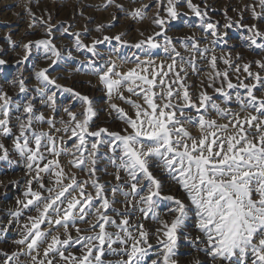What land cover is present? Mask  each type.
Returning a JSON list of instances; mask_svg holds the SVG:
<instances>
[{"label":"snow or ice","instance_id":"obj_1","mask_svg":"<svg viewBox=\"0 0 264 264\" xmlns=\"http://www.w3.org/2000/svg\"><path fill=\"white\" fill-rule=\"evenodd\" d=\"M185 2L201 19L200 27L205 34L215 38L211 41L213 45L224 40L227 33L221 34L216 24L204 22L207 12L192 0ZM155 3L159 6L164 0H155ZM178 3L179 0H167V17H161L157 11L152 21L160 31L135 44L122 40L126 33L104 36L102 40H93L91 45L82 43L80 33H71L77 50L86 49L103 61L97 65L89 60L83 70L98 77L109 100L115 95L135 110L134 116H130L117 104L110 103L115 118L126 125L121 131H110L105 127L91 130L98 115L93 100L63 87L57 82L58 78L50 74L49 69L65 59L51 39L23 45L25 60L35 47L37 50L42 48L45 57L51 61L48 67L35 73L39 82L35 91L41 103L54 108L57 90H62L72 93L81 102L83 111L79 118L76 113L64 109L69 121L63 131H70L71 137L76 138L72 150H68L58 146L57 138L50 132L36 127L44 122L54 127V120H45L44 115L36 114L35 98L27 95L29 89L23 79L17 82L19 93L25 94L22 99H14L0 90V134L14 137V150L25 158L29 173H35L27 181L24 199H17V205L37 213L27 217L20 239L15 241L21 250L11 254L0 252L3 256L0 264H18L25 249L32 264H144L153 245L149 243V232L144 224L131 222V217L137 213L160 225L155 233L159 246L157 258L151 264H177L175 257L180 236L210 257L212 264H264V95H256L258 91L264 93V76L250 71L251 64L246 63L243 71L253 83L240 81L234 84L227 71L216 70L217 57L212 54L209 63L215 75L208 87L223 100L218 103L206 90H201L194 100L190 86L185 83L187 71L188 68L197 71V57L204 58L210 49L201 48L199 41L186 37L180 43L188 55L177 50L173 38L166 34L165 26L180 15ZM113 4L124 10L115 0H107L105 7ZM257 7L260 12L256 11ZM147 8L148 5H143L128 15L132 19H143ZM251 11L253 19L264 20V0H257ZM103 27L98 25L96 31ZM224 27H232L231 21ZM243 27L250 33L248 45L264 51V31L257 24ZM68 32V28L63 29V33ZM47 35H52L51 25ZM140 35L143 36V32ZM158 38H162L163 43ZM113 40L118 47L140 50L145 58L141 59L136 53L123 56L113 48L112 52L123 63L134 64L127 71L118 70L114 60H104L97 50V45ZM158 49L163 50L170 62H156L154 56ZM71 55L68 50L67 56ZM222 59L224 64L230 65V58ZM4 63L0 59V65ZM254 63L264 71V59ZM236 71H240V66ZM221 77L222 83L215 87V79ZM122 89L142 98L147 107L125 97ZM233 103L238 106L235 110L229 106ZM211 113L227 122H218ZM13 118L18 133H13L10 126ZM190 128L197 129L199 135H193ZM64 143L61 138L60 144ZM102 148L107 151L101 152ZM0 152V160L9 158V149L3 143H0ZM62 155H71L70 165L87 173L88 179L79 180L75 173H66L59 160ZM49 156L53 158L48 159ZM102 162H105L103 169L99 167ZM108 166L116 170L115 185L101 183L97 176L99 171L107 174ZM154 170L177 185L184 192V199L164 194L163 180ZM42 174L52 178V186L44 182ZM34 182L38 190L33 189ZM89 187L94 194L87 190ZM118 195L123 197L122 201L117 200ZM162 201L170 202L167 212L174 214L170 223L161 219L157 211ZM117 203L123 205L122 209L114 207ZM10 214L18 218L21 209ZM189 219H194V227L203 239L201 236L191 239L184 231ZM81 223L88 227L81 229ZM70 228L75 230V237ZM200 244L204 247H198ZM41 245H44L43 258L38 259ZM76 245H79V255L69 251ZM108 255L118 259L107 260ZM195 264H201V261L197 260Z\"/></svg>","mask_w":264,"mask_h":264},{"label":"rangeland","instance_id":"obj_2","mask_svg":"<svg viewBox=\"0 0 264 264\" xmlns=\"http://www.w3.org/2000/svg\"><path fill=\"white\" fill-rule=\"evenodd\" d=\"M167 0H164L162 5H157L155 0H115L116 4L123 5L121 10L114 4L105 7L107 0H0V59L5 63L0 65V90L7 92L14 99H22L25 94L19 93L18 81L23 79L26 87L29 89L27 95L34 97V106L37 115H44L45 120L52 118L54 127L49 126L46 122L37 124L39 130L50 132L57 138V145L72 150L75 137H71V132L65 133L63 129L69 121L65 108L79 114L83 111V106L72 93L57 90L55 97V106H49L46 103H41L39 94L35 91L39 86V82L35 78V73L41 68H46L51 63L45 57L43 49L37 50L32 48L31 54L25 60L24 44L32 41L35 42L41 39H51L57 48L64 54L65 59L58 62L57 66L49 69L52 77L58 78L57 82L65 88H71L76 92H80L89 96L93 100L94 108L98 115L94 118V123L91 130H96L99 127L108 128L110 131H121L126 125L119 119L115 118V113L110 108V103H115L123 108L130 116H134L135 110L130 104L120 100L115 95L109 100L106 95V90L99 83L97 76L87 73L83 70V65L89 60L94 61L97 65L103 61L97 57H93L86 49L77 50L75 46V37L71 33H80L81 41L84 44L91 45L93 40H102L104 36H115L120 33H126L122 40L128 44H135L141 39L160 31L153 24V19L157 11L161 17H167L165 11ZM198 5L202 11L207 12L204 17V22H211L217 25L221 34L227 33L224 40L217 41L215 45L211 43L215 38L210 34L206 35L200 27L201 19L197 17L187 7L185 0H179L177 11L180 13L178 18L170 21L165 26L166 34L173 38L177 50L182 55L187 56L188 53L181 46L180 41L186 37H193L200 42V47H208L209 53L204 58L197 57V71L188 68L187 78L185 83L189 85V91L195 100L201 90H206L209 95L220 103L223 97H220L214 92L212 87H208L209 83L214 78V70L209 61L212 54L217 57L216 70L220 72H228V77L234 84L253 83L252 79L243 71V65L251 64L250 71L253 73L259 72L264 76V71L256 67L254 61L264 59V51L250 47L248 45L247 36L250 33L243 27L244 25L257 24L261 31H264V20H255L252 17L251 6L257 3V0H192ZM143 5H148L145 10L146 14L143 19H132L128 12L133 9L141 8ZM260 12L259 7L256 8ZM115 17V19H114ZM35 18V19H34ZM231 21L232 27L225 28V24ZM51 25L52 35H47V28ZM98 25L104 26L101 31H96ZM109 25H112L109 27ZM71 26V27H69ZM68 28V33H63V29ZM143 32V36L140 33ZM163 43L162 38H158ZM260 41H258L259 43ZM113 48H117L120 55L132 56L133 53L140 55L141 59L145 57L140 54V50L130 47H118L116 41L111 43L105 42L97 45V50L104 60H114L118 66V70L127 71L128 68L134 67L132 63H123L118 55L112 52ZM71 51V57L67 56V51ZM222 58H230V65H226ZM154 59L157 63L167 61V56L162 49L155 50ZM170 62V61H167ZM240 66V71H236V67ZM80 68V71L77 69ZM239 77V79H237ZM222 83V77L215 79V87H219ZM55 90V89H54ZM122 91H124L122 89ZM243 93V89H240ZM257 96L264 95L262 92H256ZM125 97H130L133 101L140 103L144 107L142 98L132 96L124 91ZM222 106H224L222 104ZM234 110L238 106L233 103L229 105ZM111 113V115H110ZM212 118L218 119L215 113H211ZM82 118V117H79ZM220 123H226V120H219ZM10 126L13 133H18L16 121L13 118ZM56 129L61 131L57 132ZM193 135H199L197 129L190 128ZM13 136H3L0 134V143H3L9 149V158L0 160V252L11 254L12 252L20 251L21 246L15 244L17 239H20L23 225L27 223L28 216H35L37 213L31 209H22L17 205V199H24V191L27 188V181L35 175L34 172L29 173L24 157H21L13 146ZM65 142L60 144V139ZM92 139V138H89ZM106 148H102L101 152H106ZM2 155V152H0ZM53 157H48L52 159ZM71 155H62L59 160L64 167L66 173H75L79 180L88 179L87 173L80 172L72 167L69 161ZM47 162V161H45ZM99 167L103 169L105 162H102ZM115 168L108 166L107 174L104 171L97 172V176L101 183L109 182L115 185ZM155 171V170H154ZM155 174L163 180L164 194H172L181 199H184L185 194L179 187L173 184L170 180L161 176L159 171ZM44 182L48 186L51 177L42 174ZM123 175V173H121ZM67 182V181H66ZM34 190H38V185L35 182L32 185ZM175 187V188H174ZM90 192L94 191L90 187L87 189ZM117 200L122 201L123 197L118 195ZM187 202V201H185ZM170 202L162 201L157 211L160 213L161 219H166L171 222L174 214L167 212ZM117 209H122L123 205L117 203L114 205ZM21 209V215L13 217L10 213ZM93 220L95 217L92 218ZM11 221V223H10ZM131 222L143 223L145 229L149 232V243L153 245V249L149 251V255L145 258L144 264H151L153 259H156V249L159 247L156 238V229L160 227L159 223L151 219H143L137 213L131 217ZM43 227V226H42ZM81 229L88 227L87 224H79ZM7 229V231H2ZM115 231V229H109ZM73 237L76 236L74 229L70 228ZM191 239L202 235L194 227V219H189L187 227L184 230ZM62 234L63 229H59ZM53 234H56L55 232ZM85 235L89 233H84ZM155 236V237H154ZM43 247H40V256L43 258ZM198 247H204L200 244ZM73 254L79 255V245L69 249ZM21 254L18 258V264H32L31 257L26 254ZM36 253H32L35 255ZM67 254V253H66ZM3 256H0V260ZM107 260L115 261L118 257L108 255ZM175 259L177 264H195V261H201V264H212L210 257L204 252L198 251L197 247H192L189 242L180 236L178 240V254Z\"/></svg>","mask_w":264,"mask_h":264},{"label":"bare ground","instance_id":"obj_3","mask_svg":"<svg viewBox=\"0 0 264 264\" xmlns=\"http://www.w3.org/2000/svg\"><path fill=\"white\" fill-rule=\"evenodd\" d=\"M175 188V187H174ZM155 237V236H154Z\"/></svg>","mask_w":264,"mask_h":264}]
</instances>
